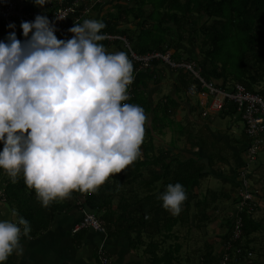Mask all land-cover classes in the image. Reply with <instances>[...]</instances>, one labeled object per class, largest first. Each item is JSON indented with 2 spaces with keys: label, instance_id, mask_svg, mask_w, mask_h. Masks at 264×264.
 Segmentation results:
<instances>
[{
  "label": "trees",
  "instance_id": "obj_1",
  "mask_svg": "<svg viewBox=\"0 0 264 264\" xmlns=\"http://www.w3.org/2000/svg\"><path fill=\"white\" fill-rule=\"evenodd\" d=\"M127 1L138 5L137 8L140 10L136 12H142V7L147 4L153 5L154 12L147 17L144 16L143 23L153 20L158 21L159 26L166 27L161 28L163 31L152 42L143 35L138 42V37L136 43L139 44L140 51H137V45L129 37L132 52L146 55L151 52L166 53L170 49H175L177 53L175 56L179 59L174 58V61L183 62L180 61V44L188 41L198 53L188 58L186 62H195L206 81L213 82L223 90H228L235 84H241L248 91L260 94L264 98V90L256 88L264 79V0ZM122 8L123 6L120 5L118 9L121 11ZM24 9L32 12L34 7L27 3ZM75 18L77 14L71 15L68 24L70 25V21H74ZM136 19H139V15ZM14 23L13 31L16 32L18 39L22 40L21 22ZM104 23L106 27L101 30L102 33L119 35L124 39V32L116 34L114 27L107 21ZM194 23L197 27L190 30L189 26ZM2 27L9 33L5 26ZM168 32L174 33L177 40L168 41L166 38ZM73 35L66 33L59 38L68 39ZM132 62L134 65L133 96L128 99V103L142 106L148 119L150 114H153L154 118L151 127H147L148 119L145 125L146 137L141 145L143 155L126 169L110 175L96 191H73L69 197L55 200L47 207L43 206L37 198L36 191L26 185L22 173L18 175L16 182L8 183L5 196L17 218L24 217L30 222L31 232L27 235L29 237H36L48 230L56 216L69 210L70 207H83L97 215L110 239L125 238L130 248L143 249L149 264H179L183 246L175 230L177 227L190 228L192 204L186 201L196 189H200L202 181L212 175L217 163H227V158L221 152L223 140L215 139L216 144L209 146L203 131H200L198 142L194 143L192 131L186 125L174 120H166L181 104L174 98L167 97L153 108L148 98L147 85L154 78V74L150 73V70H139V65ZM157 62L159 61H155L153 66ZM177 81L182 86L181 89L177 87L180 93L187 91L195 82L192 73L183 70L178 71ZM235 109L232 104H228L219 116L225 118L232 114L236 115ZM160 114L165 120H160ZM155 122L158 123V129ZM166 129H173L175 135L179 136V140L186 138L187 142L192 143V149L200 148L205 156H197L193 152L185 151L174 154L173 144L176 141L168 149L157 147L154 143L155 135H161ZM239 141L246 150L249 144L246 134L244 139ZM2 149L3 143L0 142V151ZM176 182L184 185L187 199L182 204V211L178 215H173L162 206V200L159 197L169 183ZM233 185L238 188L237 179L234 180ZM209 195L214 198L207 197L194 204L197 211L195 217L197 229H202L212 221L208 215V209L211 203L220 198V194L210 191ZM258 196L262 198L260 194ZM243 219L245 248L255 254L253 244L256 240L251 237L257 232L264 231V222H258L253 218V214L248 213L243 214ZM229 227L232 229L231 221H229ZM84 231V229L80 230V234ZM230 233L231 230L225 241ZM207 250L210 253L204 254L202 264H218L219 261L216 256H213L210 246Z\"/></svg>",
  "mask_w": 264,
  "mask_h": 264
},
{
  "label": "clouds",
  "instance_id": "obj_2",
  "mask_svg": "<svg viewBox=\"0 0 264 264\" xmlns=\"http://www.w3.org/2000/svg\"><path fill=\"white\" fill-rule=\"evenodd\" d=\"M21 27L23 41L15 31L0 40V169L13 182L22 173L47 207L73 191H96L136 161L148 117L142 106L124 102L134 65L125 51L108 52L100 43L102 20L75 22L68 39L57 37L47 15ZM159 198L178 215L187 192L169 183ZM30 232L24 217L0 219V264L23 252L20 237Z\"/></svg>",
  "mask_w": 264,
  "mask_h": 264
},
{
  "label": "crops",
  "instance_id": "obj_3",
  "mask_svg": "<svg viewBox=\"0 0 264 264\" xmlns=\"http://www.w3.org/2000/svg\"><path fill=\"white\" fill-rule=\"evenodd\" d=\"M26 2L30 3L34 7L32 11L34 16L37 14L45 15L50 9L48 3L43 6H39L34 2H31V0H24L25 5L27 4ZM54 2L56 5L59 4L58 0H54ZM63 4L75 6V12L73 14H77V18H75L74 21H70L71 24L75 23L76 20H78L77 23L82 24L85 19L93 18L102 20L103 22L107 21L110 26L116 29V34L124 32V39L108 40L105 38L103 41H100V43L105 45L108 52L125 51L129 58L130 50L124 42L125 40L128 42L131 49L128 40V38L131 37L133 40L132 42L137 45V51H140L141 48L139 44L136 43L138 37V42H140V37L142 35L152 42L156 39V37H158V34L163 31L161 28H166L159 26L158 21L150 20L145 24L143 23L142 18H144V16L147 17L155 10L154 6L150 4L143 6L142 12H136V10H140V8H137L138 5L135 4V2L130 3V1L127 0H64ZM120 5L123 6L121 11L118 9ZM144 12L146 13L145 15ZM138 15L139 19H136ZM170 27L175 28L174 26ZM195 27H197L196 23L189 26V29L194 30ZM1 32L2 34L0 36L2 37H0V40H5L8 33L4 27L1 28ZM166 38L168 41L177 40V36L174 33L171 34L170 32L166 34ZM166 53H169L173 60L174 58H176V60L179 59L175 56L177 54L175 49H170ZM196 53H198V51L192 47L188 41H184L180 44V61H186L188 58L194 57ZM152 72L154 74V78L150 80L147 85L148 98L153 104L152 107L154 108V106L163 102L167 99V97L174 98L181 105L175 110L173 115L166 120H174L182 124V120L193 121L192 123H189L191 126L196 125L200 127V131L206 130L211 133V136L214 139H219V141L223 140L221 152L222 155L227 158V163L223 164L219 162L224 166H220L218 168L215 166L213 168L212 175L208 178L218 183L221 182V187L223 188L224 185L226 187L227 185H233L235 179H237V181L239 180L240 171L244 168L246 161L245 147L244 145L239 144V138H233L228 134L213 132L207 127L209 124L205 121L215 120L214 116L218 117L219 115L203 117V108L200 105L199 98L197 96H188L187 91L181 93L177 91V87L180 89L182 88L177 81L178 72L171 69L168 64L163 61H159L150 69V73ZM236 115L238 116V119L241 120L240 116L238 114ZM230 116L234 115L232 114ZM197 117H199V119H197ZM159 118L160 120H165L162 114L159 115ZM148 120L147 127H151L154 120L153 114H150ZM196 120L200 121L197 122ZM155 125L158 129V123L155 122ZM178 138L179 136L175 135L173 129H166L161 135H155L154 143L157 147L168 149L171 148L173 142L177 141L178 143L179 141H182L181 138V140ZM243 139L244 137L240 140ZM176 145L178 144H173V153L180 154ZM190 150H192L190 153L193 152V154H196L197 156H205V153L202 152L200 148H191ZM184 151L188 152L186 149ZM227 153H230L233 161H231L227 155L225 156ZM141 155H143L142 148ZM224 168H226L227 171H225ZM257 169L258 167H252V180L256 176ZM10 181H12V179L3 169H0V219H11L15 221L18 220L17 215L7 202L5 196V189ZM202 191V189H196L186 202L190 203L191 199L196 197V195L200 194ZM209 192L201 194L200 198L197 197L195 203L198 200H203L207 197L213 199L214 196L211 197ZM258 198L259 207L257 210L264 207V199L260 196H258ZM218 201L219 198L216 199L214 203L210 204V208ZM196 213V209L195 213H192V211L190 212L192 221L190 228L187 229L185 227H177V230H175V232L180 236L179 241L183 246L180 253L181 261L179 264H202L204 254L210 253L207 250L209 246L212 249L211 251L213 256H216L218 261L222 255L225 238L229 234V221L225 222L226 227L219 224L220 220L216 221V226L212 232L204 231V236L209 233L210 235L208 237H211V234L215 233L217 235L216 237L219 238H216V242H213V240H207V242L204 243L205 245L203 248L196 249L194 243L191 242V238L194 237L197 232L196 230H201L195 228ZM256 213L253 214V218L260 222L262 218H258V213ZM208 215L212 220L214 219V216H211L209 212ZM82 219L83 207L73 206L70 207L69 210L58 214L48 230L42 234L36 237H29L22 234L20 241L23 247V252L18 253L14 251L13 254H11L8 259L3 262V264H102L103 256L108 258V264H149L143 253V249L135 250L130 248V244L125 238H106L104 235L94 231L93 229H84L85 231L83 234H80V231L75 232L76 226L82 221ZM221 223L222 225L224 224V222ZM21 228H23L22 225ZM262 236H264V231L253 234L252 238L257 240V237ZM101 247H103V250H101ZM100 252H102V255ZM254 257L255 256H253L252 259H234L231 264H260V262L254 260Z\"/></svg>",
  "mask_w": 264,
  "mask_h": 264
},
{
  "label": "built area",
  "instance_id": "obj_4",
  "mask_svg": "<svg viewBox=\"0 0 264 264\" xmlns=\"http://www.w3.org/2000/svg\"><path fill=\"white\" fill-rule=\"evenodd\" d=\"M49 0L50 10L45 14L56 25V35L59 38L63 34L69 33V28L74 26L68 24L70 16L75 12L74 5H64V0ZM24 0H0V29L5 26L9 32L14 28L8 25L12 22L33 21L36 16L33 12L24 9ZM56 17L62 18L57 19ZM78 20H76V23ZM31 35V34H30ZM26 39L23 35L22 41ZM106 39H122L120 36L106 35ZM130 50V59L139 65V70H150L155 61H163L174 71L191 72L194 78L193 84L187 90L188 96H197L203 108L202 116H214L221 114L228 104H232L240 116L249 144L245 150V166L240 171L238 188L236 194V207L231 216V233L225 241L223 252L218 264H231L234 259H252L254 254L247 250L244 245V219L243 214H254L259 207L258 192L253 185L252 164L258 161V155L264 152V98L260 94L248 91L243 85L235 84L228 90L218 88L213 82L206 81L201 76L200 68L195 62H176L169 53L151 52L146 55H138L131 51L127 41H124ZM133 83V82H132ZM132 83L128 86L129 98L132 94ZM212 99V101H211ZM128 103V100L124 101ZM83 229H93L108 238V232L97 215L83 208V219L76 226L75 232ZM103 250V247H101ZM102 255V252H100ZM107 257H102V264H108Z\"/></svg>",
  "mask_w": 264,
  "mask_h": 264
},
{
  "label": "rangeland",
  "instance_id": "obj_5",
  "mask_svg": "<svg viewBox=\"0 0 264 264\" xmlns=\"http://www.w3.org/2000/svg\"><path fill=\"white\" fill-rule=\"evenodd\" d=\"M256 88L258 90H264V79L259 85L256 86ZM197 119H199V117H197ZM214 119L215 120L205 121L207 122V124H209L207 125V127L211 131L217 132V133L228 134L229 136L233 138H239V140L244 137L245 131H244L243 123L241 122V120L238 119L237 115L227 116L225 118H223L221 115L218 117L214 116ZM196 121L199 122L200 120H196ZM182 122L189 128L190 131H192V141L198 142V137L200 136L202 132V131L200 132L201 130L200 127L196 125L191 126L189 123H192L193 121H190V120H182ZM203 133H204L205 141L207 144H209V146H213L216 144L215 139L211 136V133L207 132L206 130H204ZM175 143L178 144L176 145V148L179 149L180 153L183 152L185 149L188 150V152L192 151L190 150L192 143L187 142L186 138H183L182 141H179L178 143L176 141ZM226 155L231 161H233L230 153L225 154V156ZM220 166L223 167L224 165H222L221 163H218L216 165V168ZM252 167L253 168L258 167L256 171V176L253 178L254 189L262 196V199H264V152L259 153L258 161L255 164H252ZM224 170L227 171L226 168H224ZM221 184H222L221 182L218 183L210 178L204 179L200 187V189H202L203 190L202 192L204 193L201 192L200 194H197L196 197H193L191 199V202H190L192 204L191 211L192 213H195V209L193 205L197 197L200 198L201 194H205L206 192H209V191L220 194L219 201L216 202L208 210L209 214H211V216H214V219L210 223L206 224L201 230H196L197 232L195 233L194 237L191 238V242L194 243V246H196V249L203 248V246L205 245L204 243H206L207 240H213V242H216V238H219V237H216L217 235L215 233L211 234V237H208L210 234L207 233L206 236H204L203 232L204 231L212 232L216 226V221H219V220H220L219 224H221V226L226 227L225 222L231 220V216L235 210L236 202H237V199H236L237 187L233 185H227L226 187L224 185V188H223L221 187ZM224 194H226V196H224ZM256 212L258 213V214L256 213L258 218H262L261 221L264 222V207L259 208ZM221 222H224V224L222 225ZM230 230L231 229L229 227L228 232H230ZM254 246H255L254 260L260 262V264H264V236L257 237V240L253 244V247Z\"/></svg>",
  "mask_w": 264,
  "mask_h": 264
}]
</instances>
